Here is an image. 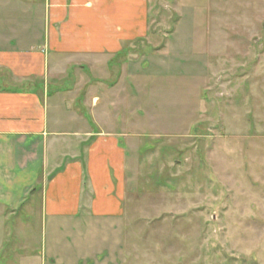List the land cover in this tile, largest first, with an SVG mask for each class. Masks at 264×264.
Segmentation results:
<instances>
[{
  "label": "rangeland",
  "instance_id": "374dc122",
  "mask_svg": "<svg viewBox=\"0 0 264 264\" xmlns=\"http://www.w3.org/2000/svg\"><path fill=\"white\" fill-rule=\"evenodd\" d=\"M148 7L97 109L128 157L124 264H264V0Z\"/></svg>",
  "mask_w": 264,
  "mask_h": 264
},
{
  "label": "crops",
  "instance_id": "0c3cea01",
  "mask_svg": "<svg viewBox=\"0 0 264 264\" xmlns=\"http://www.w3.org/2000/svg\"><path fill=\"white\" fill-rule=\"evenodd\" d=\"M148 5L0 0V264H124L128 157L97 109L106 58L148 36Z\"/></svg>",
  "mask_w": 264,
  "mask_h": 264
}]
</instances>
